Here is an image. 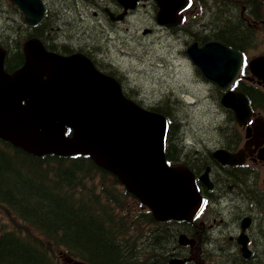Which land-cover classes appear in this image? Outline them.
Returning <instances> with one entry per match:
<instances>
[{"label":"flooded vegetation","instance_id":"1","mask_svg":"<svg viewBox=\"0 0 264 264\" xmlns=\"http://www.w3.org/2000/svg\"><path fill=\"white\" fill-rule=\"evenodd\" d=\"M41 1V19L30 22L26 13L10 0H0V46L6 49L4 68L10 73L23 64L26 44L37 38L51 51L85 53L100 70L113 75L128 96L145 107L171 106L167 93L156 99L143 98L124 72L100 53L94 54V38L77 46L68 36L81 23L85 24L84 32L92 37L102 21L106 23L103 27L117 31L124 27L121 25L130 14L139 11L149 23L132 31L133 41L141 42L149 34L163 32L178 42L179 57L190 63L187 48L192 43L204 46L215 41L241 54V69L230 90L247 101L248 118L241 123L234 108L222 103L227 90L204 80L193 66L198 79L205 83L206 105L219 110L222 116L211 136L201 142L182 136V144L172 146L177 151H173L172 162L187 165L193 171L203 196L194 222L183 223L196 239L192 252L198 264H264V0H187L178 10V21L169 18L168 25L156 23L158 7L154 0H139L127 11L119 0ZM217 3L235 10L237 21L247 32L245 38L236 41L220 30L215 22L221 10ZM121 14L125 15L117 19ZM11 24L14 34H10ZM17 53L20 57L16 59ZM217 148L235 154L233 161L222 162L214 154Z\"/></svg>","mask_w":264,"mask_h":264},{"label":"water","instance_id":"2","mask_svg":"<svg viewBox=\"0 0 264 264\" xmlns=\"http://www.w3.org/2000/svg\"><path fill=\"white\" fill-rule=\"evenodd\" d=\"M13 1L31 10V0ZM122 1L127 7L136 0ZM156 1L159 22L176 17L182 2ZM41 11L42 6L38 14ZM189 54L206 78L225 88L241 66L239 53L221 43L198 50L191 46ZM4 55L0 48V137L36 155H90L116 174L158 220L195 215L202 196L188 167L166 161L164 114L127 98L114 77L99 71L81 53L48 52L36 40L26 46L24 63L12 73L3 68ZM223 102L232 105L229 96ZM235 103L237 114L247 117L246 100L239 97ZM215 155L222 161L232 156L226 151ZM180 241L193 240L182 234Z\"/></svg>","mask_w":264,"mask_h":264},{"label":"trees","instance_id":"3","mask_svg":"<svg viewBox=\"0 0 264 264\" xmlns=\"http://www.w3.org/2000/svg\"><path fill=\"white\" fill-rule=\"evenodd\" d=\"M218 14L215 22L228 38L246 37L235 10L221 4ZM68 36L75 39L76 32ZM181 108L159 109L169 119L173 159L172 146L183 142ZM3 143L0 210L10 224L0 215V264H61L59 251L89 264H167L182 226L156 220L117 176L88 156H37Z\"/></svg>","mask_w":264,"mask_h":264},{"label":"rangeland","instance_id":"4","mask_svg":"<svg viewBox=\"0 0 264 264\" xmlns=\"http://www.w3.org/2000/svg\"><path fill=\"white\" fill-rule=\"evenodd\" d=\"M98 23L101 27L96 28L93 37L84 32V23L75 25L72 30L76 32L73 39L75 45H83L87 38H94V54L100 53L106 61L124 72L143 98L156 99L161 94L176 92L184 102L180 115L182 135L196 142L211 136L218 111L206 105L205 83H201L191 65L179 57L178 42L163 32L149 34L141 42L133 41L132 31L144 28L149 23L141 11L130 14L121 25L124 27L117 31L103 27L106 25L104 21ZM2 217L7 224L9 218L6 215ZM58 254L61 264H79L64 256L63 252L59 251Z\"/></svg>","mask_w":264,"mask_h":264},{"label":"bare ground","instance_id":"5","mask_svg":"<svg viewBox=\"0 0 264 264\" xmlns=\"http://www.w3.org/2000/svg\"><path fill=\"white\" fill-rule=\"evenodd\" d=\"M174 114V113H173ZM173 126V125H172ZM176 139V138H175Z\"/></svg>","mask_w":264,"mask_h":264}]
</instances>
